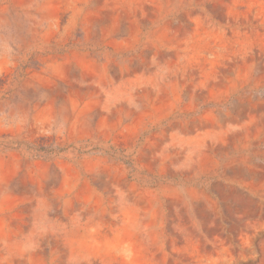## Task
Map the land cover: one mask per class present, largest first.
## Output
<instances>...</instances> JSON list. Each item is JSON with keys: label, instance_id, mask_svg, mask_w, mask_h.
Listing matches in <instances>:
<instances>
[{"label": "rangeland", "instance_id": "374dc122", "mask_svg": "<svg viewBox=\"0 0 264 264\" xmlns=\"http://www.w3.org/2000/svg\"><path fill=\"white\" fill-rule=\"evenodd\" d=\"M0 264H264V0H0Z\"/></svg>", "mask_w": 264, "mask_h": 264}]
</instances>
